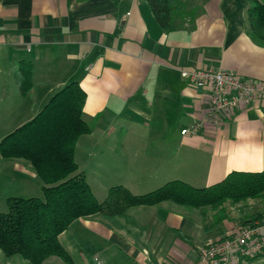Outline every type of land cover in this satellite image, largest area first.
Instances as JSON below:
<instances>
[{
    "label": "crops",
    "instance_id": "crops-1",
    "mask_svg": "<svg viewBox=\"0 0 264 264\" xmlns=\"http://www.w3.org/2000/svg\"><path fill=\"white\" fill-rule=\"evenodd\" d=\"M183 4L194 21L190 14L180 16L177 21L183 26L166 33L148 0L117 4L113 0H0V100L8 102L10 120L21 119L19 128L57 92L78 82L86 93L84 119L92 127L87 135L89 152L105 146L106 137L121 130L129 129L135 136L150 130L165 137L151 142L152 151L157 152V146L169 153L164 167L203 171L198 184L205 182V188L235 171H264V103L212 119L210 90L188 80L194 71L213 69L264 83V47L248 33V2L184 0ZM22 61L33 64V87L26 96L19 94L14 79ZM33 101L40 106L28 107ZM195 124L200 125L196 132L182 135ZM121 146L125 149L128 144ZM18 169L21 180H37L21 163ZM174 177L171 181L198 185L182 173ZM251 203V214L235 216L239 224L264 213V200ZM166 204L159 206L154 225H141L135 219V234L129 236L101 221L79 220L103 240L94 247L88 241V252L98 253L94 261L196 264L203 245L232 237L240 228L223 222L207 232L201 222L195 225L193 218L189 220L183 207ZM238 264H264V254Z\"/></svg>",
    "mask_w": 264,
    "mask_h": 264
},
{
    "label": "trees",
    "instance_id": "trees-1",
    "mask_svg": "<svg viewBox=\"0 0 264 264\" xmlns=\"http://www.w3.org/2000/svg\"><path fill=\"white\" fill-rule=\"evenodd\" d=\"M116 4L120 0H113ZM184 0H148L159 26L166 32L179 29L177 18L187 12ZM247 30L256 43L264 47V0H247ZM21 96L33 87V64L22 61L14 73ZM86 93L78 82H72L57 92L36 117L8 134L0 142V154L7 160L28 162L43 184V200L10 198L8 210L0 213V252L8 260H24L29 264H44L57 257L66 264L74 261L60 242V237L79 220H98L110 230L131 235L132 230L121 220L136 228L127 211L131 207H159L170 203L200 211L204 220L208 214L213 224L210 232L228 220L227 206L264 200V171L260 173L232 172L221 182L207 188H196L183 181H172L152 193L134 196L122 187L113 188L108 199L98 203L75 161L79 139L92 132L84 119ZM245 207H241L245 208ZM241 216V212L237 211ZM230 215V214H229ZM239 216V217H240ZM237 217V215H236ZM264 218L259 213L248 218L245 225ZM116 228H115V227ZM143 229V228H142Z\"/></svg>",
    "mask_w": 264,
    "mask_h": 264
},
{
    "label": "rangeland",
    "instance_id": "rangeland-1",
    "mask_svg": "<svg viewBox=\"0 0 264 264\" xmlns=\"http://www.w3.org/2000/svg\"><path fill=\"white\" fill-rule=\"evenodd\" d=\"M7 105L8 102L6 101L0 102V142L6 136H8V134L15 131L17 129V124L21 122V119L17 118L10 120L7 111ZM35 105V101L27 104V106H30V108ZM37 106L40 105L37 103L36 107ZM164 138L165 137L163 136L152 135L150 130L145 132L144 136L132 135L129 129L121 130L116 135L110 134L109 137L107 136L105 139L107 140V144L105 146L100 147L98 150L92 149V151L89 152V141L87 136L81 137L76 146L75 161L78 165L79 171L86 175L87 182L89 183L97 202L103 204L108 199L110 191L116 187L125 188L134 196L152 193L164 187L167 183L172 182L171 180L175 178L174 176L177 173H182V175L186 178L193 179L194 184H198V182L203 179V171H193L184 166L182 168H165L164 161L166 162L169 160H166L165 157H167L169 153L163 152V149H161L160 146V148L155 146L157 152L152 151L154 144L151 145V142L155 140H163ZM126 142L128 146H126L124 149L121 145L123 143L126 144ZM19 163H21L22 168L25 167L28 168L29 171L34 172L28 162L7 160L4 159L0 154V213L7 212V200L10 198H38L43 200L44 194L42 181H40L38 178L35 181H29V177H27L28 181L21 180V172L18 169ZM23 181L26 183L29 182L30 186ZM200 185L202 188L206 187L205 182H201L196 186V188H201ZM250 204L252 203L247 205ZM166 206H172L176 208L174 204L170 203L166 204ZM256 206H258V204H256ZM241 207L245 206L236 205L234 207H226L229 219L224 221L227 225L231 223L236 225L239 224L238 218H235L238 210L241 212V216H248L251 214V206H247L242 209ZM182 210L184 213H186V215H188L189 220L193 218L195 225L198 224L197 222H201L205 228L210 227V225L213 224L212 217L215 215V213L212 211H208L210 212L208 214L209 218L208 220H204V218L200 215V211L198 212L188 208H183ZM160 211L161 208L159 207H131L128 209L127 215L133 218L134 221L137 220V222L141 225L145 223H148V225H154V220L158 219L157 212L159 213ZM99 218L100 217H98V219ZM98 219L93 221H99ZM121 223L128 229L133 230V227L128 225L125 220H121ZM245 224L246 223H240V226L238 227H242ZM201 229L203 230V227ZM212 231L213 230L210 232ZM132 234H135L134 230ZM197 234L198 232H196V235ZM216 234L217 232H213L211 235ZM231 238H233V236L229 238H220L219 240L213 242H208L207 244L203 245L201 249H208L211 244H217ZM89 240L92 243V246H90L91 244H89ZM60 242L62 245H64V247L66 246L65 248H67L66 250L69 251V254L71 255L75 264H82L83 259H86L88 262L86 264H100L103 262L102 260L99 262L94 261V257L98 255V253L94 252L95 250L91 249V252H88V245L90 247H94V243L102 245L103 240L94 234H90L84 222H75L70 227V229L60 237ZM0 264L29 263L24 260L15 259L10 261L3 255V253L0 252ZM44 264L66 263L57 257H51Z\"/></svg>",
    "mask_w": 264,
    "mask_h": 264
},
{
    "label": "built area",
    "instance_id": "built-area-1",
    "mask_svg": "<svg viewBox=\"0 0 264 264\" xmlns=\"http://www.w3.org/2000/svg\"><path fill=\"white\" fill-rule=\"evenodd\" d=\"M188 80L195 87L210 90L208 114L212 119H220L236 108L264 103V83L244 81L229 71L197 70L188 75ZM199 127V124H195L191 130L184 129L181 133L188 135ZM263 254L264 218L243 225L231 239L201 249L196 264H238Z\"/></svg>",
    "mask_w": 264,
    "mask_h": 264
}]
</instances>
